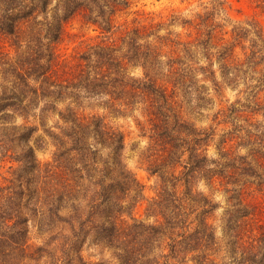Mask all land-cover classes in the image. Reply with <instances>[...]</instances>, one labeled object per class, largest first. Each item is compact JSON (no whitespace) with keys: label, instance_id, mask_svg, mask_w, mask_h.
<instances>
[{"label":"trees","instance_id":"obj_1","mask_svg":"<svg viewBox=\"0 0 264 264\" xmlns=\"http://www.w3.org/2000/svg\"><path fill=\"white\" fill-rule=\"evenodd\" d=\"M52 1L30 0L15 13L16 8L10 5L2 11L6 19L0 29L10 34L11 44H16L17 24L19 21L26 23L27 41H35V44L27 43L26 51L15 61L13 82L18 80L19 85H25L29 93L38 96L39 112L47 106L62 105L55 112L63 124L57 125V132L45 129L56 149L52 160L44 164L42 175L43 203L48 220L52 217L56 226L53 239L58 264H104V261L94 262L82 255V245L88 237L90 244L109 251L120 264H148L156 260V263L167 264L178 252L203 253L204 244L214 239L213 233L205 224L194 226L190 212L176 198L168 199L163 194L151 207H146L144 213L135 215L139 186L119 161L124 145L123 132L104 122L99 115L79 116L74 106L78 105L80 96H102L108 99L109 108L115 112L139 109L146 117L148 147L154 151L151 157L162 159L161 164L166 166H171L170 162L179 165L185 159L182 165L198 168L206 153L198 159L199 154H192L195 145L191 142L200 143L204 137L196 134L195 128L176 111L179 104L176 87L180 82H190L192 76L191 65L185 64L184 58L192 61V48L206 50L214 34H200L197 19L201 15L198 13L193 18L180 20L178 25L182 30L178 35L160 34L161 23L150 21L126 26L118 40H108L104 37L112 28L108 13L122 0H58L52 9L59 8L62 12L61 19L57 17V20L66 21L69 15H78L83 24L94 31V38L99 39L84 42L77 55L67 60L55 56L51 44L61 33V21L54 28L53 20L50 23L45 19ZM38 16H42V20L37 21ZM192 29L195 36H192ZM235 31L230 42L221 37L218 43L217 53L224 63L222 77L227 84L233 85L254 82L252 88L256 91L252 97L257 101L264 93V34L255 33L245 47L241 38H245L247 29ZM202 35L206 38L199 40ZM235 38L239 39L236 45L242 50L241 54L235 52L234 44L232 49L228 48ZM129 66L139 68L140 75L130 74ZM196 69L208 73L206 79L216 85L213 70L205 66ZM195 91L194 96L196 88ZM19 95L15 94L14 101L6 105H12L14 112H26L29 104H23ZM101 106L108 107L106 102ZM86 133H91L94 143L111 149L114 167L104 166L97 158L98 150L95 151L93 143L87 142ZM226 154L233 158L229 151ZM239 159L245 162V156ZM97 163H101L100 166ZM246 165L245 173L256 175L253 165L250 162ZM189 166L188 172L193 171ZM156 167H149V171L163 175L160 164ZM238 246L244 255L247 254L244 263L264 264V230L241 239Z\"/></svg>","mask_w":264,"mask_h":264},{"label":"rangeland","instance_id":"obj_2","mask_svg":"<svg viewBox=\"0 0 264 264\" xmlns=\"http://www.w3.org/2000/svg\"><path fill=\"white\" fill-rule=\"evenodd\" d=\"M29 1L0 0V26L6 19L2 14L5 8L11 5L16 8L15 13ZM57 1L50 3L45 19L50 23L53 20L54 28L61 21V33L51 44L55 56L70 60L82 49L84 42L99 39L94 38V31L83 24L78 15H69L66 21L57 20V17L61 19L62 13L59 8L52 10ZM198 13L201 15L197 19L200 34L212 32L214 38L206 50L201 47L191 49L192 61L184 58L185 64L191 65L192 76L190 82H180L176 87L179 102L176 111L195 128L196 134L204 137L200 143L191 142L195 145L192 154H199L198 159L206 153L201 166H184L185 159L179 165L170 162L171 166H166L161 164L162 159H153V148L148 147L146 117L139 109L115 112L109 108L108 99L102 96H80L74 108L79 116L99 115L104 122L123 132L124 145L119 161L139 186L133 210L135 215L144 213L146 207H151L155 200L166 194L168 199L174 197L183 203L190 218L194 219V226H209L214 239L204 244L203 253L178 252L167 264H246L243 260L247 254L244 255L238 246L241 239L256 236L264 230V93L256 101L252 97L256 91L252 88L254 82L227 84L222 77L224 63L217 51L220 38L230 42L233 30L247 29L245 38L240 37L245 47L249 46L248 40L254 38L255 33L264 34V0H122L108 13L112 28L104 37L118 40L124 27L150 21L161 23L160 34L178 35L182 30L178 25L180 20L193 18ZM17 27L16 44H11L10 34L0 29V264H58L53 239L56 226L52 217L48 220L43 203L42 175L44 164L52 160L56 149L45 129L57 132V125L63 124L55 112L62 105L47 106L39 112L38 96L29 93L25 85H19L17 79L13 82L15 61L26 51L27 43L35 44V41H27L26 23L19 21ZM57 29L59 31V27ZM195 35L192 29V36ZM205 38L202 35L199 40ZM235 39L228 44L229 49L239 40ZM235 52L241 54L239 45L235 46ZM206 54L210 56L206 57ZM198 66L213 70L216 85L206 79L208 73L197 71ZM127 70L134 76L140 75L137 67L129 66ZM30 84L34 83L30 81ZM15 94L23 99V104H29L26 112H14L12 105H6L14 101ZM103 102L107 108L101 106ZM86 140L93 143L95 151L98 150L97 158L104 166L114 167L110 148L94 143L91 133H86ZM224 150L233 158H228ZM240 156H245V162L239 159ZM248 162L253 165L256 175L245 173ZM157 164L163 168V175L149 171V167L156 169ZM187 166L193 171L188 172ZM90 242L88 237L82 245V255L86 259L120 264L109 251ZM156 262L148 264H163Z\"/></svg>","mask_w":264,"mask_h":264}]
</instances>
